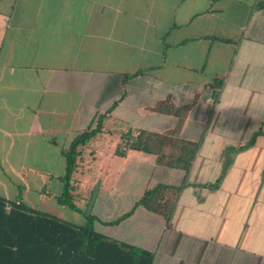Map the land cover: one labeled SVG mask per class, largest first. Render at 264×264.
<instances>
[{"label": "crops", "instance_id": "crops-1", "mask_svg": "<svg viewBox=\"0 0 264 264\" xmlns=\"http://www.w3.org/2000/svg\"><path fill=\"white\" fill-rule=\"evenodd\" d=\"M0 196L154 264H264V0H0Z\"/></svg>", "mask_w": 264, "mask_h": 264}, {"label": "trees", "instance_id": "trees-1", "mask_svg": "<svg viewBox=\"0 0 264 264\" xmlns=\"http://www.w3.org/2000/svg\"><path fill=\"white\" fill-rule=\"evenodd\" d=\"M98 129L88 130L72 143L67 176L76 147ZM148 137L152 135L140 132L131 148L149 150ZM162 187L148 192L140 203L157 209L151 201ZM154 260V253L110 238L91 224H75L0 196V264H154Z\"/></svg>", "mask_w": 264, "mask_h": 264}]
</instances>
